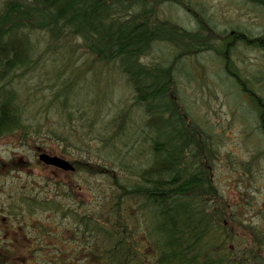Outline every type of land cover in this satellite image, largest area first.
<instances>
[{"label":"rangeland","instance_id":"obj_1","mask_svg":"<svg viewBox=\"0 0 264 264\" xmlns=\"http://www.w3.org/2000/svg\"><path fill=\"white\" fill-rule=\"evenodd\" d=\"M263 1L168 0L159 7L163 19L187 30L195 31L203 22L208 26L203 34L214 47L176 63L175 95L215 148L211 176L224 197L218 198L224 199L227 245L245 250H257L255 235H264V136L258 109L226 72L222 46L227 36L216 32L264 33ZM29 37L32 63L13 71L6 86L0 82L14 92L24 125L0 134V212L8 207L9 216L0 217V255L5 258L0 264H106L98 256L109 242L92 231L90 241H83L74 216L87 224L94 223L91 215L97 216L109 228L113 174L138 183L154 160L157 135L147 126L150 116L136 103L133 85L118 62L96 59L78 37L53 40L43 30ZM177 52L174 43H155L142 61L165 63ZM226 53L231 69L264 95V50L239 43ZM42 153L63 157L77 170L44 163ZM243 162H251L252 175L243 172ZM23 198L56 203L31 212ZM128 198L117 224L152 261L156 253L145 231L150 219ZM260 253L264 256V246Z\"/></svg>","mask_w":264,"mask_h":264},{"label":"trees","instance_id":"obj_2","mask_svg":"<svg viewBox=\"0 0 264 264\" xmlns=\"http://www.w3.org/2000/svg\"><path fill=\"white\" fill-rule=\"evenodd\" d=\"M167 1L5 0L0 12V82L6 86L13 71L32 63L34 47L29 36L35 30L47 32L53 40L78 37L96 59L118 62L128 75L136 103L150 116L147 126L157 135L153 139L154 160L150 167L142 170L138 183L123 181L113 174L115 193L108 198L109 228L97 222V216L91 215L94 223L87 224L85 218L73 215L75 224L83 230L80 233L83 241L85 238L90 241L87 234L92 231L101 232L109 242L98 256L101 262L264 264V256L260 253L264 235H255V243L259 244L257 250L227 245L229 233L224 224V197L211 176L215 148L208 145L203 137L205 130L189 118L175 95L173 71L176 63L193 52L214 47L203 34L208 26L203 22L201 27L191 31L163 19L159 7ZM216 35L227 36L222 46L226 50V72L258 109L259 127L264 136V95L249 88L242 76L231 69L226 53L239 43L264 50V33L254 36L235 29L225 35L216 32ZM155 43H174L178 52L173 60L144 63L142 58L150 53ZM4 88L0 87L3 93L0 94V134L24 126L14 92ZM241 169L252 175L251 162H243ZM127 198L135 210L150 219L145 231L156 253L152 261L140 254L132 238L126 236V229L117 224ZM25 201L23 198L22 202ZM26 202L32 212L39 206L44 209L49 202L53 205L56 200L28 199ZM0 260L5 263L1 255Z\"/></svg>","mask_w":264,"mask_h":264},{"label":"water","instance_id":"obj_3","mask_svg":"<svg viewBox=\"0 0 264 264\" xmlns=\"http://www.w3.org/2000/svg\"><path fill=\"white\" fill-rule=\"evenodd\" d=\"M39 158L49 165L56 166L66 171H72L75 169V166L68 161L67 159L57 156V155H50L48 153H42Z\"/></svg>","mask_w":264,"mask_h":264},{"label":"flooded vegetation","instance_id":"obj_4","mask_svg":"<svg viewBox=\"0 0 264 264\" xmlns=\"http://www.w3.org/2000/svg\"><path fill=\"white\" fill-rule=\"evenodd\" d=\"M4 209H5V214H4L3 212H0V217H2L3 219L9 217V216L7 215V214H8V207L3 208L2 210H4ZM16 244H18V243H15V244H13V245H16Z\"/></svg>","mask_w":264,"mask_h":264}]
</instances>
